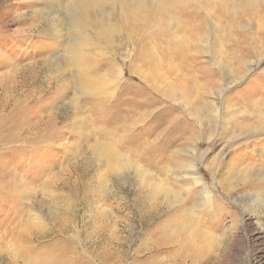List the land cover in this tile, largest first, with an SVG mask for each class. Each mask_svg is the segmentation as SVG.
I'll list each match as a JSON object with an SVG mask.
<instances>
[{
  "label": "rangeland",
  "instance_id": "rangeland-1",
  "mask_svg": "<svg viewBox=\"0 0 264 264\" xmlns=\"http://www.w3.org/2000/svg\"><path fill=\"white\" fill-rule=\"evenodd\" d=\"M247 1L193 0V7L200 14V19L205 10L209 9L212 14L209 18L221 27V31L215 30L218 43L211 51L215 62L208 53L203 52L201 46L198 53L187 48V42H194L192 36L180 28L183 17L179 14L178 5L181 3L166 0L164 2L167 4L162 2L156 5L155 12L168 28H146L139 33L140 44H145L147 53L152 52L164 64H176V68L193 78L195 94L204 87L201 86L205 79L200 78L201 66L205 65L206 71L212 74V92H215L221 87L222 76L229 71L233 72L237 62L234 60L235 52L241 53L239 58L244 59V72H241L239 79L238 76L230 78V87L224 91L229 102L221 104L220 101L216 104V109H211V103H217L218 98L215 95L205 97L203 112L199 113L202 115V125L197 122L198 117L185 119L186 113L181 104L172 101L169 94L167 97L162 94L161 91L171 87L170 82L155 77L152 82L156 84H150L151 87L132 71L135 66L147 69L144 60L135 59L136 48L133 43L125 39L119 53L113 56L112 60L123 69L122 80L138 85L128 86L124 82L121 85L123 89L120 90H127L128 95L135 91L141 93V110L145 113L154 110L157 117L155 119L158 120L156 145L159 149L155 156L156 164H150L147 159L141 160L140 164L147 168L153 180L160 182L159 184H166L167 180L179 197L185 194V190L175 179L186 161L185 158L189 157L182 151L187 146L189 150L193 143H197L193 162L196 161L197 170L207 184L216 189L215 197H222L217 185L220 174L229 176L235 169L227 168L228 171H225L222 164L227 165L245 158L254 171L256 167L261 172L264 170V165L260 164L263 161H259V156L264 160V128L259 126L250 131V134H245L244 131L243 136L234 138L240 134L235 126L240 124L245 129V126L251 128L255 125L252 124L250 115L255 112V107L250 100L240 99L259 93L262 95L260 99L264 98V91H261L264 89V31L258 26L259 20L264 19L259 16L264 6L254 4L253 8L261 7L259 12L256 10V14L249 10ZM35 3L36 0H0V116L7 114L11 107L27 111L30 115L31 108L48 105L49 110L57 113L58 131L57 134L54 133L57 136L51 143L48 138L35 142L30 137V140L19 137V132H13L8 123H0V264H40L43 259H39V252L50 255L47 260H53L57 254L62 255L60 262L65 260L64 264H72L77 262L76 258L82 257L80 264H190L189 259L183 262L175 249L179 241L172 243V251L168 253L170 246L159 243V240H164L165 235H161L163 232L146 235L155 224L161 222L167 234L172 233L175 240H181L182 234L175 229L176 207L172 208V203L165 209L159 205L158 211L149 213L147 197L142 192L138 194L133 178L118 176L108 166L97 168L91 153L96 139L103 142L105 137L102 135L108 131L115 132L116 129L100 118L102 114L97 96L80 94L79 112L76 116L77 119L81 117L80 124L64 127L68 118L72 119L73 110L69 99L66 100L63 96H71V91L68 88L62 91L60 87L57 89L53 80L54 70L50 65L51 57L61 55L63 47L61 42L52 49L45 47L43 41L50 34L47 24L49 19L36 13L37 11L33 12ZM214 14L218 17L213 16ZM247 15L251 17L249 22L246 21ZM33 21L38 24L37 27H31ZM236 22H246L249 32L239 26L236 30ZM127 28L125 25L123 29ZM136 35L134 33V38ZM199 35L201 38L200 33ZM239 35L249 38V43L241 48L242 52L235 47L234 36ZM127 38H130L129 35ZM175 47L182 48L183 54L189 52V56L179 58L172 54ZM106 51L108 52L107 49ZM259 52L262 53L259 55L262 58L257 61ZM108 53L98 47L86 59L99 66L102 64L99 73L106 74L103 62L109 60L111 55ZM246 63L249 64L246 66ZM208 87L211 88L209 84ZM117 92L116 90L113 94L114 97ZM107 96L108 94L103 98L104 101L107 100L103 104L105 116L109 111L108 101L114 98L109 96L108 99ZM179 113L182 117L185 113L184 117L172 121L173 115ZM147 127L154 126H145L144 130H148ZM187 128H191L193 137H189L188 132H185L186 135L182 134L183 129ZM230 130H235V133ZM149 135L151 133L146 132L142 140H152L153 135ZM166 141H172V145H168L163 153L161 149ZM141 148L143 155L148 154L146 142L143 141ZM178 152H182L179 158L176 156ZM205 165L213 166L214 171L211 173ZM238 168L236 172H239ZM248 177L244 181L238 178L232 191L224 194L222 204L208 213L192 206L196 195L194 191L186 193L187 198L184 197L186 200L181 203L187 207L186 216L190 217L185 223V231L202 249L195 250L190 242L191 250H194L193 258L200 259L198 264H264V207L257 198L262 192L261 182L264 181H257L254 176ZM97 191L103 195L101 202ZM156 197H162V192L159 191ZM167 197L172 199L171 195ZM96 201L103 209L97 207ZM167 212L170 216L164 220ZM198 224L201 227L196 228ZM203 229L209 232L205 237H202L205 232ZM31 232L38 233V236H31ZM51 260L47 264H53Z\"/></svg>",
  "mask_w": 264,
  "mask_h": 264
},
{
  "label": "bare ground",
  "instance_id": "bare-ground-1",
  "mask_svg": "<svg viewBox=\"0 0 264 264\" xmlns=\"http://www.w3.org/2000/svg\"><path fill=\"white\" fill-rule=\"evenodd\" d=\"M164 1L166 0H45V2H43V0H36V3L32 10H34L33 11L34 13L37 11L36 13H40L42 14V16H45L46 18L49 19L47 24L49 27L48 29L50 30V34L47 37V39L43 41L45 43V47L47 49H52L56 47L55 45H58V43L60 42L63 47L61 55L55 54L51 57L50 60L52 62L50 63V65L54 70L53 80H55L56 82L55 85H57V89L58 87H60V91H62L68 88L71 91L72 97L68 94H64L63 96L64 99L66 100L69 99L68 102L73 110L72 119L68 118L69 119L68 123H66L64 127L72 126L74 125V123L77 125L80 124L81 117H79V119H77L76 117L79 112V108H78L79 95L86 94L87 96H93L95 94L97 98L100 100L98 104V107L100 108L99 110L101 111L100 113L102 114L100 115V118H102L104 123H107L108 126L113 125V127L116 128L115 132L108 131L102 135L103 138L105 137V140L103 142H98L99 140L96 139L94 147L92 148L93 151L91 153L94 156V162L97 168H101L102 166L103 167L108 166V168L111 169L110 171H112L114 174H117L118 176L121 175L123 177L130 176L131 178H133L137 187L138 194L142 192L147 197L146 202L148 203L147 207L149 208L148 209L149 213L151 212L152 214H154L155 211H158L157 209L159 205H162V207L165 209L169 204L172 203V208L173 206H175L177 212L176 213L177 223L175 224L176 225L175 229L178 233L182 234L183 238L181 240H175L174 236H172V233L167 234L164 231L161 222H158L157 223L158 225L155 224L153 228L150 229L148 233H146V235L152 236L157 232H163L161 235H165L164 240L163 241L159 240V243L160 245L162 244V245L170 246V249L167 251L168 253L172 251V243H174L175 241H179L177 246L175 247L176 251H178L179 253L178 252L176 253H178L181 256L183 262L189 259L190 264H196L200 259L193 258L194 250L193 251L191 250L190 242L195 250L199 249V251H202V249L193 242L191 236L189 237V235L185 231V226H186L185 223L187 222V218L190 219V217L186 216L187 207H185L181 203L183 202V200H186L187 198L186 193L189 191L191 192V190L194 191L196 195L195 197H193L192 206L200 208V210L202 209V211L204 209L205 213H208L210 210H213L214 208L222 204L223 202L222 198H224V194L227 195L228 193H230V191H232L231 190L232 186L235 185V181L238 180V178L241 179V181H244L246 177L247 179H249L248 176H251L250 178H253L252 176H254L256 177L257 181L258 180L264 181V170L263 172H261L256 167V169L258 170L255 169L254 171L252 166H250L246 162L247 160H245V158H243L244 160L240 159L229 163H227L228 162L227 161L226 162L227 165L222 164V169L225 171H228L227 168L229 170H231L232 168L235 169L233 170V174L229 173L230 174L229 176L220 174L221 177H219L220 179L218 178L217 185L219 187L220 194H222V197L221 196L215 197L214 195L216 189H213L211 187V184L210 185L207 184L206 180H204V178L199 174L197 170L198 167L196 161L193 162L194 160L193 157L196 155V150H197L196 149L197 143H193V145L189 147V150H187L188 149L187 146L186 149L182 151L187 153L189 157H187L186 155L187 157L185 158L186 161L185 163L183 162L184 164L181 165L179 174L175 179L176 183H179L182 187H184L182 189L185 190L183 191L185 192V194L182 197H179L177 191L172 190L173 188H171V186L167 183V180H166V184L165 183L163 185L159 184L160 182L158 183L155 180H153L151 174L146 170L147 168L145 169L140 164L141 160L143 159L149 160L150 164L153 165L156 164L155 156L159 149L158 145H156V141H157L156 130L158 129L159 125H158V120L155 119L157 117H156V113L153 112L154 110H151L150 112H146V113L143 110H141L140 107L143 101L142 99L143 96L141 93L135 91L134 93L128 95L129 92L127 90H120L123 89L121 85L124 82L127 83V81L122 80L123 77L122 67L120 68V66L117 65L116 62L112 59L113 56L116 53H119V50H121L125 39L127 42L133 43L134 48H136L135 59L144 60L145 63L147 64L146 70L138 66H135V68L131 70L135 71L146 83H148L149 84V85L147 84L148 86H151L150 84H156L155 82H152L153 80H155V77L157 79L160 78L162 80H166L170 82L171 87L169 89L167 88V90L161 91L163 92L162 94H164L165 96L169 94V96L172 98V101L181 104L184 112L186 113V114L184 113L186 117L185 119L189 120V117L190 118L198 117L197 122L199 123V125L202 120L201 117L202 115H199V113L201 111L203 112L202 104H203V100L205 101V97H207L208 95L217 96L218 101L217 103H213V102L211 103V106L213 107L211 109H214L216 107V104H218V102L220 101H222L221 104H224V102L225 103L229 102V99L224 96V91L228 87H230V85H228L230 84L228 80L230 78H234V76H238L239 79V77L242 75L241 72H244L243 70V65L245 64L244 59L239 58L241 53L235 52L236 57L234 60L235 62L237 60V62L234 66L233 72L229 71L225 73L221 78L222 79L221 87H219L217 91L212 92L213 90L212 87L214 85L212 83L213 79L211 78L212 74L206 71L205 69L206 66L203 65L200 68L202 76L200 75L199 76L202 79L203 77H205L204 84L201 85L202 87L203 86L204 87L202 91L200 90L201 92H197L195 94L193 91L196 90L193 85L192 77L186 75L184 71L180 70V68L179 69L176 68L175 66L176 64L174 65L172 63V66L170 64H164L163 61H161L160 59L157 60L158 57L153 55L152 52L147 53L144 48L145 44L143 42L140 44L141 38H139V33L140 31L146 28L160 27L162 29L167 27V24L163 23V21L160 19V17H158L154 9L156 5ZM168 1H170V3L173 2L181 3L178 5L179 14L180 16L183 17L182 20L183 24L180 26V28L183 29L182 31H184V33L188 32V34L192 36V40L194 42V43L187 42L186 43L187 48L193 50V52L195 53H198L201 51V49H203V52L208 53L209 57L213 60V62H215L216 61L215 56L211 51L212 48L218 43V39H216L215 36V30L219 29L221 31L220 29L221 27H219L218 24L212 18H209L212 15L209 9L205 10V14L200 19V14L193 7L194 6L193 0H177L179 2H177L176 0H168ZM247 2H248L247 7L253 13L254 12L256 13V10L257 12H259V8H261V7L253 8L254 4L260 3L263 4L264 6V0H248ZM165 3L166 2H164V4ZM260 12L261 14L259 16L264 18V9H262ZM213 16H215L216 18L218 17V15L215 14ZM231 16H233V14ZM215 17L214 19H216ZM250 20H251L250 15H247L246 21L249 22ZM259 21L260 24L258 26L262 27V31H264V19L261 18ZM236 23H234L236 24V30L237 27L239 26L246 32H249V30H247L249 25L246 22H236ZM125 25L128 26L127 30L123 29ZM37 26L38 24H36V22L33 21L31 27H37ZM134 33H137L135 38L133 36ZM199 33L201 34V38ZM128 35L130 38H127ZM245 36L246 35H244L243 37H241L240 35L234 36L235 47H237L240 51L241 48L245 46V44L249 43L248 42L249 38ZM174 39L176 40L175 35H174ZM98 47L103 48L104 52L106 53L109 52L108 53L109 56L111 55L108 61L103 62L105 68L102 69L105 70L107 75L105 73H99L102 64H100L99 66L98 64L94 62H90L88 59H86L88 54L91 51L97 49ZM106 49L108 50V52L106 51ZM173 53L176 54V56L179 58H187L186 55H188L189 52H184L183 54L182 48L175 47L172 54ZM261 54L262 53L259 52L257 53V56ZM260 58H262V56H259L257 61ZM44 61H47V59H44ZM247 64L249 63H246V66ZM127 84L128 86L131 85L138 87V85L134 83L128 82ZM208 84L211 86V88L208 87ZM116 90L118 92L114 97L113 94L115 93ZM261 91H264V89ZM107 94L108 96L106 98H108L109 96L111 97L113 96L114 98L108 101L109 111L107 112L108 115L105 116L106 113L104 114L103 104L107 100L104 101L103 98ZM199 94L200 96H198ZM261 96L262 95L259 93L255 95L253 94L249 97H242V99H240L241 101L250 100L251 105L255 107L254 110L256 113L254 112L250 114L252 116L251 122L252 124L255 125L251 128L245 126V129L242 127L243 125L240 124L239 126H235L236 127L235 129L239 130L238 132L240 134H237V136L235 135L236 137L234 138L243 136L244 135L243 133L245 132H246L245 134H250L251 133L250 131L254 130L256 127L260 126L262 129L264 128V98L260 99ZM48 108H49L48 105L47 106L38 105L36 106V108H31L32 112L29 115V112L27 111H20L21 109L16 110L14 107H11L8 110L7 114H3L2 116H0V123L1 124L8 123V125H11L10 128H12L13 132L18 131L19 132V133L17 132L18 136L23 137L26 140L27 139L30 140L29 139L30 137L33 141L38 142L39 140L48 138L49 143H51L55 141V138L57 136V135L54 136L55 135L54 133L58 131L56 129L57 113L52 112V110H49ZM183 117L181 116V113L173 115L172 121L181 119ZM151 124L154 126L153 128L147 127L148 130H144L145 126L148 125L151 126ZM58 128L60 127L58 126ZM116 130L119 131L116 132ZM175 130L177 129L175 128ZM146 132L151 133V135L149 136L153 135L152 140H142L144 138L143 135H145ZM185 132L189 133L188 134L190 135L189 137H193L192 136L193 131L191 130V128L190 129L187 128L186 130L183 129L182 134L183 133L185 134ZM230 132L234 134L235 130H230ZM7 137L9 136L7 135ZM198 138L196 139L197 141H199ZM143 141L147 143V148L149 149L148 154L145 153L146 155H143L142 148L140 149V145H142ZM168 145H172V141H166L164 143V148H162L163 146L161 147L162 148L161 151L163 153H165L166 149L169 147ZM121 148H123V150H121ZM124 148H126V150ZM182 152L176 153V156L179 158ZM260 160L263 161L260 164L264 165V160L261 158V156H259V161ZM205 166L211 173L214 171L213 166L210 165L208 166L205 165ZM237 167H239L238 168L239 172H236ZM261 183H262L261 186L262 192L257 196V198L258 201L261 203V205L264 207V183L263 182ZM159 191L162 192V197L157 198L156 195ZM169 195L172 196V199L167 197ZM245 195H249V193H245ZM97 196L99 202H101L103 195L101 196L97 191ZM184 197L186 198L184 199ZM96 204L98 208L103 209L101 204H99L98 202ZM168 216H170V214L167 212L166 216L164 217V220L165 218L167 219ZM198 227L201 226L198 224L196 228ZM203 230L205 232L202 237H205L209 232H207L205 229ZM31 233H29L31 234V236H36L38 234V233L34 234L33 232ZM194 237L197 236L195 235ZM63 242L66 241L63 240ZM58 243H60V241H58ZM42 252L44 253V249L42 250ZM46 253H48V251ZM39 254L41 255L39 259H43L40 262V264H47V261L51 260V259L47 260L49 258L48 256L50 255H45V254L42 255L41 252H39ZM82 258L79 259L76 258L77 262H72V264H80ZM60 260H62V255L57 254L56 258H54L51 261L53 262V264H64L66 262L65 260L60 262ZM68 263L70 264V262Z\"/></svg>",
  "mask_w": 264,
  "mask_h": 264
}]
</instances>
